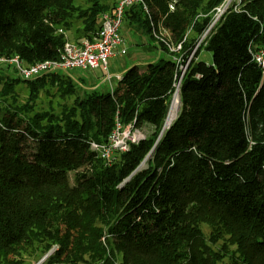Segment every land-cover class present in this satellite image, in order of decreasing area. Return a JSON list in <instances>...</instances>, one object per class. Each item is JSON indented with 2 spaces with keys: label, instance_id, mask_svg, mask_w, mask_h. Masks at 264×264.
I'll list each match as a JSON object with an SVG mask.
<instances>
[{
  "label": "trees",
  "instance_id": "trees-1",
  "mask_svg": "<svg viewBox=\"0 0 264 264\" xmlns=\"http://www.w3.org/2000/svg\"><path fill=\"white\" fill-rule=\"evenodd\" d=\"M147 1L176 38L193 28L185 62L224 0ZM116 2L0 0V54L27 65L56 58L67 40L59 28L92 38ZM240 2L198 51L212 61L190 60L178 115L159 140L182 73L170 56L129 69L113 93L81 94L64 73L24 79L0 65V264H22L15 256L38 243L59 247L43 264H264V68L255 59L264 0ZM124 22L154 41L139 5ZM53 86L72 103L38 110ZM117 119L153 131L109 165L91 143L108 142ZM153 147L147 172L119 186Z\"/></svg>",
  "mask_w": 264,
  "mask_h": 264
},
{
  "label": "built area",
  "instance_id": "built-area-1",
  "mask_svg": "<svg viewBox=\"0 0 264 264\" xmlns=\"http://www.w3.org/2000/svg\"><path fill=\"white\" fill-rule=\"evenodd\" d=\"M235 3L232 4L230 0H224L220 5L212 9L209 23L196 37L194 45L190 47L192 50L189 53V57L185 62H183V56L187 51L185 47L191 37V33H193L192 27L188 28L180 38H176L173 32L162 24L155 10L147 0H118L112 11L101 13V26L92 38L78 41L68 38L67 33L62 31L67 40L59 50L60 56L58 59L27 65L19 55L8 57L0 54V65L24 79H31L34 76L42 75L49 71L66 69L86 71L88 69L102 68L107 73V81L110 83V91L113 93L115 90L114 79L116 82L121 80L123 74L113 75L110 73V61L112 58L125 56L128 53L126 38L122 32L125 20L124 14L131 5L137 4L149 19L155 42L163 46V49L168 52L172 60L179 65L182 73L174 86L175 92L177 89L180 92L182 76L187 70L190 60L194 59L195 53H198L206 45L208 38L215 32L230 9L233 6L237 8ZM169 6L171 10H174L175 1L171 2ZM255 59L264 68V51L255 55ZM168 127L169 125L166 128ZM140 131L141 128L136 127L133 123L123 126L117 119L108 142H92L91 150L95 151L110 165L116 161L119 153L128 151L132 143H138L141 139L145 138L144 135L140 137Z\"/></svg>",
  "mask_w": 264,
  "mask_h": 264
},
{
  "label": "rangeland",
  "instance_id": "rangeland-1",
  "mask_svg": "<svg viewBox=\"0 0 264 264\" xmlns=\"http://www.w3.org/2000/svg\"><path fill=\"white\" fill-rule=\"evenodd\" d=\"M230 2L232 4L236 2L235 4L237 5V8H240L242 6V3L239 2V0H230ZM155 11H156V8H155ZM122 32L124 34V37L126 38L128 53L125 56H120L119 57L120 59L116 61L117 63L115 62L113 63V65L110 61V73H112L113 75L117 72L114 70H118V68H120L119 69L120 73L125 74L129 69L133 67H143L144 65L150 62L156 63V62H159L160 59L161 60L167 59L169 57L168 52L163 50L157 44V42L152 41L149 38V36H147L146 34H140V32L137 29H134V28L131 29L130 27L126 26L125 22L122 28ZM68 35L70 39L71 38L74 39L75 37L74 31L68 32ZM192 35L193 33H191V36ZM197 55H199V58H201L202 60H205L207 62L212 61V54L210 51H207L206 49L202 50L199 53H195L194 58H196ZM64 74L65 76H70L72 78V80L77 85L79 92L81 94H83L84 91L85 92L91 91L92 89H97L104 93L110 91L111 89V85L107 81V73L102 68L96 69L91 72L80 71L79 69H77L75 70V72L67 71ZM113 84L114 86L117 85V82L115 81V79L113 81ZM17 89H18V93L20 95L21 100L25 101L28 96L27 89L23 85H20ZM67 92L68 90H64V91L62 90L58 92L56 87L54 86L50 87L48 93L43 92L41 94L38 100L37 109L38 110L54 109L55 111L59 112L62 106H64L63 104L65 102L68 104L72 103V98L68 95L66 96ZM169 109H170V106H169ZM179 109H180V106H179ZM179 109L177 110L176 117L178 115ZM166 119H165V122H166ZM152 131H153V126L149 124H145L141 128L140 137H143V135L145 137L149 136L152 133ZM149 159L151 160V156L147 157L145 161H142L139 164V168L137 167L138 170L136 172H133L131 175H134L135 173H139V174L146 173L148 169ZM98 223H100V220H98ZM103 228L105 229L106 226L104 225ZM200 228H201L202 233H204L208 238L209 234L212 231V228L208 226V224H202ZM101 241L106 247L107 255H110L111 247L107 243V240H103V238H101ZM222 244H223V240H220L218 243L213 245V248L215 250H220L222 249L221 248ZM43 248H44V244L38 243V244H35L34 247L32 248L23 250L19 256H15V257L22 259L23 261L22 264H37L41 260L43 261V263H45L47 258L51 254H53L59 247L57 244H54L50 247V249L44 252H43ZM94 264H105V260H101ZM115 264H120V258L117 257V259L115 260Z\"/></svg>",
  "mask_w": 264,
  "mask_h": 264
},
{
  "label": "bare ground",
  "instance_id": "bare-ground-1",
  "mask_svg": "<svg viewBox=\"0 0 264 264\" xmlns=\"http://www.w3.org/2000/svg\"><path fill=\"white\" fill-rule=\"evenodd\" d=\"M118 1V0H117ZM117 3V2H116ZM115 3V5H116ZM114 5V7H115ZM135 4L131 5L127 10H129L132 6H134ZM126 10V11H127ZM126 11H125V14H126ZM125 14H124V17H125ZM65 32V30L63 28H59L58 29V32L60 34H63V32ZM86 38H82L78 41H82ZM153 40H154V37H153ZM155 41V40H154ZM62 48V47H61ZM60 48V49H61ZM59 49V50H60ZM58 50V54H57V57L56 58H52V59H47V60H54V59H58L59 56H60V51ZM13 56H16V55H13ZM13 56H8V57H13ZM46 61V60H44ZM40 62H43V61H40ZM38 63V62H37ZM75 70L77 69H66V70H57V71H49V72H61V73H65L67 71H72V72H75ZM179 106H180V92L179 90L177 89V91L174 93L173 97H172V100H171V103H170V109H169V112H168V116H167V119H166V126L170 125L172 123V121L175 119L176 117V113H177V110L179 109ZM132 175H130L128 178H126L119 186H122L124 185L130 178H131ZM103 240H105V236L103 237ZM43 263V261H39L37 264H41Z\"/></svg>",
  "mask_w": 264,
  "mask_h": 264
},
{
  "label": "water",
  "instance_id": "water-1",
  "mask_svg": "<svg viewBox=\"0 0 264 264\" xmlns=\"http://www.w3.org/2000/svg\"><path fill=\"white\" fill-rule=\"evenodd\" d=\"M166 122L164 123V125H163V127H162V130H161V132H160V134H159V137H158V140L161 138V136H162V134L164 133V131H165V129H166ZM170 127V126H169ZM158 140H157V142H158ZM156 142V143H157ZM156 145V144H155ZM155 147V146H154ZM154 147L152 148V150H151V152L147 155V157H149L150 155H151V153H152V151L154 150ZM147 157L143 160V161H145L146 159H147ZM138 168H139V166H138ZM138 168H136V170L134 171V172H136L137 170H138ZM42 261V260H41Z\"/></svg>",
  "mask_w": 264,
  "mask_h": 264
},
{
  "label": "crops",
  "instance_id": "crops-1",
  "mask_svg": "<svg viewBox=\"0 0 264 264\" xmlns=\"http://www.w3.org/2000/svg\"><path fill=\"white\" fill-rule=\"evenodd\" d=\"M141 34V33H140ZM120 57V56H119ZM119 57H117V58H112L111 59V63H112V65H113V63H115L116 61H118L120 58ZM117 63V62H116ZM113 68V67H112ZM119 69L120 68H118V70H114V71H117L115 74H120V72H119ZM94 70H96V69H88V70H86V71H88V72H91V71H94Z\"/></svg>",
  "mask_w": 264,
  "mask_h": 264
}]
</instances>
